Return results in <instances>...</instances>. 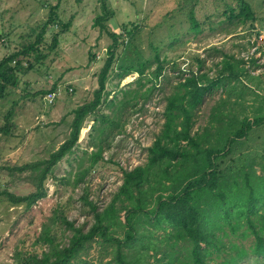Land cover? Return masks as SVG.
Segmentation results:
<instances>
[{"label":"rangeland","instance_id":"rangeland-1","mask_svg":"<svg viewBox=\"0 0 264 264\" xmlns=\"http://www.w3.org/2000/svg\"><path fill=\"white\" fill-rule=\"evenodd\" d=\"M107 1L113 16L98 25L94 20L102 12L97 0H0V59L33 42L50 6L58 3L57 22L46 29L38 48L43 59L19 71L16 86L0 95V127L11 112L10 134H0V192L25 196L33 191V175L12 168L47 158L67 139L72 112L93 99L97 76L113 44L104 31L123 38V43L117 38L113 48L116 65L108 74L101 103L85 119L72 151L51 169L43 184L45 196L28 208L0 199V264H22L31 252H47L48 246L39 241L46 229L59 246L68 245L74 232L57 219L59 213L73 228L87 232L94 223L90 204L96 212L104 211L122 183V171L146 163V148L163 124L164 98L190 70L197 71V58L204 60L202 83L214 79L222 68L220 52L233 56L232 68L239 78L232 81L229 97L222 88L204 96L194 131L208 124L211 108L221 99L227 103L221 111L229 117H249L259 108L264 113V0H245L255 16L245 25L224 14L229 6L236 9L235 0ZM191 9L199 23L196 31L189 27ZM63 24H68L65 31L60 30ZM53 36L58 42L50 50ZM159 65L156 81L152 72ZM119 66H130L125 77L119 75L124 72ZM53 85L55 101L44 105L42 97ZM98 126L103 129L99 138ZM98 146L102 159L89 168L90 153ZM237 148L232 156L236 163L263 154L264 131ZM144 187L149 193L148 184ZM154 194H147V199ZM121 205L116 201V207ZM124 215L120 211L121 222ZM140 218L133 246L146 247L145 260L151 263L153 253L158 258L163 253L165 231L152 219L149 224V218ZM111 234L122 239L125 228L116 222ZM83 246L71 264H115L114 247L99 237Z\"/></svg>","mask_w":264,"mask_h":264},{"label":"trees","instance_id":"trees-1","mask_svg":"<svg viewBox=\"0 0 264 264\" xmlns=\"http://www.w3.org/2000/svg\"><path fill=\"white\" fill-rule=\"evenodd\" d=\"M97 2L102 13L96 16L94 23L102 25L104 20L113 16V10L109 8L107 0ZM235 2L236 9L229 6L224 12L228 19L244 25L255 19L245 0ZM58 3L50 6L48 18L33 42L0 59V95L7 87L16 86L19 71L24 67L28 70L33 62L43 59L38 48L46 29L57 22L55 11ZM187 18L191 30L199 29L192 9ZM67 27L68 24H63L60 30L65 31ZM100 28L101 31L105 30L103 26ZM104 32L110 35L113 44L107 50V58L97 76L98 87L93 92V99L73 110L67 139L47 158L12 168L13 171H29L33 175V191L25 196H17L3 190L0 199L28 208L45 196L44 181L51 169L76 145L85 119L100 105L108 74L114 69V63L116 65L113 48L117 38L121 43L123 38L120 34ZM57 42L56 36H53L49 49H54ZM214 51L220 52L217 49ZM220 54L223 66L214 79L202 83L199 73L204 60L197 58V71L190 70L189 75L178 81L165 96L163 124L152 144L146 148V163L130 171H122V183L104 211L98 213L96 207L90 204L94 223L87 232L73 228L72 223L59 213L57 219L74 232L69 244L59 246L51 229H46L39 241L48 246L47 252H31L22 264H71V260L84 248L83 245L97 237L114 247L115 264H264V153L248 162L238 160L239 163H236L237 160L232 157L239 145L264 131L263 110L259 108L249 117H229L221 111L223 103L227 104L221 99L211 108L208 124L193 130L204 96L215 88H222L229 97L233 89L232 81L238 82L239 75L232 68L233 56ZM136 67L142 73L143 65ZM119 69L124 71L119 75L125 77L130 66H119ZM161 70L162 66L159 65L152 72L156 81L161 76ZM226 71L228 74L225 75ZM47 93L56 95L54 85L43 97ZM10 116L11 112H7L5 124L0 127L1 135L10 134ZM91 129H95L94 122ZM96 131L99 138L103 129L98 126ZM102 151V147L98 146L90 153L89 168L102 159ZM146 184L149 193H155L149 200V193L144 187ZM116 201L122 204L121 207L115 206ZM148 204H152V207H146ZM120 211L125 212L124 222L120 220ZM140 216L149 218V224L153 222L159 230L165 231L163 253L159 258L156 257L157 253H153L151 263L145 260L149 252L146 247L138 249L133 246L138 239L135 230ZM116 222L125 228L122 239L111 234V227Z\"/></svg>","mask_w":264,"mask_h":264},{"label":"built area","instance_id":"built-area-1","mask_svg":"<svg viewBox=\"0 0 264 264\" xmlns=\"http://www.w3.org/2000/svg\"><path fill=\"white\" fill-rule=\"evenodd\" d=\"M55 98V94L54 93H47L44 97H43V103L46 104H51L53 102Z\"/></svg>","mask_w":264,"mask_h":264}]
</instances>
